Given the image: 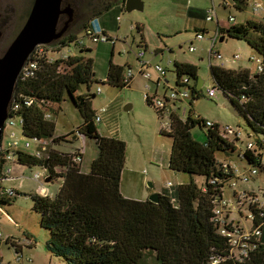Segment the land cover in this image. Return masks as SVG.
<instances>
[{
    "label": "trees",
    "instance_id": "16d2710c",
    "mask_svg": "<svg viewBox=\"0 0 264 264\" xmlns=\"http://www.w3.org/2000/svg\"><path fill=\"white\" fill-rule=\"evenodd\" d=\"M63 2L74 9L78 7L72 0ZM113 2H107L103 9L86 16L87 21L109 10ZM83 14L87 13L84 11ZM83 25L88 27V22ZM219 29L222 34L246 41L256 50L259 56H252V60L261 59L262 69H257V72L248 68L233 70L211 65L215 86L229 96L256 136L250 134L252 138L241 153L237 144L239 137L225 138L218 122L212 121L210 125L207 123L209 120L202 117L192 114L183 117L170 110L168 134L173 138V145L169 167L202 175L205 182L199 185L191 180L165 188L160 192L158 202L149 198H127L121 192L127 144L122 138L105 136L98 130V114L93 107L96 93L90 91L92 84L98 81L94 58L87 55L91 48L83 45L81 52L62 58L63 48L71 47L72 43L79 46L78 32L72 31L37 53L35 74L26 79L20 77L16 84L14 98L20 108L15 114L24 119L22 135L26 141L52 138L53 142L40 157L34 154L39 147H33L32 142L29 148H17L16 156L12 157L19 164L46 167L50 182L62 179L56 195H31L34 209L41 214V226L49 231L46 249L51 255L62 258L67 264H211L214 256L221 257L222 264H264V217L259 218V213L255 212L258 217L253 227L260 226L262 233L256 240V247L243 260L227 258L232 248L230 237L221 233L214 220L217 200L224 195L234 176V173L225 171L224 163L237 166L231 160H219L217 155L221 153L231 157L239 151L252 167L264 169V21L249 19L245 23H233L228 28L220 26ZM174 64L175 85L190 89L192 103L201 96L199 67L189 61L175 60ZM124 70V65L111 60L105 81L121 88L130 85L133 76L126 81ZM168 71L165 80L170 82ZM184 77H188L190 83L184 85ZM82 85L88 86L87 93L79 92ZM146 93L147 102L153 105L150 93ZM66 95L72 98L83 118L77 127L80 134L93 138L98 147L89 171L83 168L81 149L64 152L56 148L57 143L66 141V135L54 134L56 125L52 116ZM25 98L32 99V103L25 104ZM156 110L160 116L166 112V108ZM196 126L203 130V139L195 138L193 129ZM249 143L255 147L248 148ZM6 151H0V205L12 203L19 194L17 188L7 192L1 183L6 177V168L11 166V162L6 163L7 157L1 159L3 154L6 156ZM78 153L83 156L80 163L74 161ZM56 166H60L62 171L55 172ZM254 191L251 193L257 194ZM6 242L15 241L7 238ZM34 242L35 239L32 244ZM20 248L21 245H16L15 249ZM0 264H11L4 261L1 250Z\"/></svg>",
    "mask_w": 264,
    "mask_h": 264
},
{
    "label": "rangeland",
    "instance_id": "374dc122",
    "mask_svg": "<svg viewBox=\"0 0 264 264\" xmlns=\"http://www.w3.org/2000/svg\"><path fill=\"white\" fill-rule=\"evenodd\" d=\"M72 1L78 6L75 7L73 17V21L74 19L77 20L68 27L65 34L77 31V34L85 38L88 48H91L87 55L94 58L95 74L98 81L92 84L90 91L96 93L93 99V107L100 115V119L97 121L98 130L102 135L122 138L127 144L126 164L121 182L124 193L146 199L152 193L157 192L156 189L167 186L170 182L178 184L181 181L195 180L199 185L205 182V177L202 175L179 172L168 166L173 138L168 134L167 128L164 127L168 119L163 116L160 117L156 108L146 100L147 82L152 85L149 89L151 93L155 90V84L147 81L139 74L141 60L137 54L140 50L145 51V59H151L153 66L159 63L169 69L168 78L171 82L175 81V60L196 64L199 67V76L205 80L201 87V96L195 98L192 103L190 102L191 98L177 100L178 104L171 103L170 110L173 109L183 117L192 114L196 117L218 122L222 126L231 127L233 131L240 129L243 135H241L242 143L238 140L237 144L240 146V151L246 150L248 140L252 138L250 134L256 136L254 129L249 125L246 118L239 114L229 96L223 91L218 90L215 98H209L206 94L208 87L215 85L209 49L212 47V39L216 35L217 16L221 22H226L227 25L245 23L249 19L264 21V0H243L242 8L234 5L235 0H186L179 5L166 2V0H144L143 10L135 9L129 12L125 8L123 9L121 5L116 4L111 9L104 10L102 14L94 17L90 24L86 16L103 9L107 2L113 0ZM224 1L229 2L228 8L224 10L221 5L222 7L219 9L217 6ZM33 3L34 0H0L3 19L5 17L7 19L5 32L0 41L2 54L23 28ZM159 3L162 5H158ZM185 4L193 6L198 4V6L205 8H212L215 4L218 13L213 20L190 19L191 16L188 14ZM84 11L87 13L86 15L83 14ZM119 16L120 18H118ZM68 17L67 14H63L59 28H62ZM228 18L234 22L229 21ZM84 22H88V27L96 32L102 33L106 30L108 33L105 32L116 41L92 42L90 37L85 35ZM197 23L200 26H205L208 29V34H205V39L195 41L196 51H190V39L194 37V25ZM163 46L164 53L156 55V49ZM81 48L76 43H72L71 47L63 48L61 53L70 50V54H77L81 52ZM218 51L221 56H213L212 64L233 70L248 68L252 72H257V64L260 62L257 59L252 60L251 57H258L259 54L246 41L229 37H226L225 40L218 38L213 47V53L216 54ZM111 60L124 65V72L127 71L128 64L131 65L134 77L130 85L121 88L105 81ZM99 88L101 89L100 92ZM88 91V86L82 85L79 92L87 93ZM159 92L160 94H158L163 96V89H160ZM128 104H132L130 109L125 108ZM58 106L57 113L53 112L52 116L56 125L54 134L57 136L67 134L65 136L67 139L57 143L56 148L64 152H72L74 149L82 148L85 153L83 168L85 171H89L91 163L98 153L95 140L78 133L73 134L77 135V138H73L71 135L83 122V118L69 95H66L65 100ZM102 108L105 110H101ZM193 134L195 138L203 139L205 137L200 126L193 129ZM19 136L23 146L26 138L22 136V133H19ZM253 140L255 141L254 138ZM31 142L33 147L37 145L36 141ZM2 147L3 151H8L6 139H4ZM239 153L236 151L231 157H225L221 153L217 156L221 161L231 160L242 168L241 166H247V163L243 154L241 156ZM262 162L264 164V158ZM13 165L14 163L11 164L13 173L8 177H14V170L16 169L17 174L25 173V177L21 178L25 180V183L18 186L21 180L14 182V185L19 188V194L12 203L0 205V229L4 233L5 239L0 250L4 261L13 264L16 245H21L23 264H67L62 258L53 256L47 251L46 241L49 238V231L41 226V214L33 206L31 195L38 192L37 188L43 182L34 180L32 176L34 172L43 174L42 167H30L23 164L19 165V163ZM254 178L255 180L251 179L249 184H243L241 188L255 189L261 197V202H264V169H259L258 175ZM61 182L62 179L59 178L55 182L44 183L46 187H50L51 195H54L55 189L57 187L59 189ZM8 184L12 185L11 183ZM250 185L254 187L251 188ZM228 186L227 184L224 192L227 199L230 197ZM6 191L8 192V190ZM244 209L242 220L235 222L250 227L252 221L250 218L248 220L245 218L248 216V210L246 206ZM232 216L234 218L240 217L235 214ZM29 233L35 239L34 245H29L31 241L26 240ZM7 238L15 239V244L13 242L7 243Z\"/></svg>",
    "mask_w": 264,
    "mask_h": 264
},
{
    "label": "built area",
    "instance_id": "2783aa9c",
    "mask_svg": "<svg viewBox=\"0 0 264 264\" xmlns=\"http://www.w3.org/2000/svg\"><path fill=\"white\" fill-rule=\"evenodd\" d=\"M216 15L214 7H210L207 10L206 17L208 20H213ZM231 19V18H230ZM87 36L90 37L92 42H107L109 40H114L111 38L109 35L106 33L102 32H96L91 29L87 30ZM198 38H202L203 34L198 33L197 34ZM77 43L79 45H85V40L83 38H80L77 40ZM42 47H38L31 55L30 59L28 60L27 64L23 68V77H29L32 76L35 73V70L38 68V61H37V53L42 51ZM195 47L193 45H190V50L193 51ZM219 56H221L220 53H216ZM137 56L142 59V68L140 69L142 75L151 80L153 78L150 68H152L153 71L157 73V75L160 78H165L167 75V69L161 65V64H156L152 65L150 62L145 61L143 59L144 52L139 51ZM64 58L68 57V54L63 55ZM239 57V56H236ZM260 62L257 64L258 70L262 69L261 66V59H258ZM133 76V69L129 68L127 75H126V81H129L131 77ZM182 83L185 85L186 83H190V80L188 77H184L182 79ZM218 89L215 85L209 86L206 94L208 97H216L217 96ZM148 95V93H146ZM152 97V102L155 108L160 109V108H166V112L162 115L163 117H166L168 120L165 122L164 127L167 128V130L170 129V121L168 118V114L170 113V108L169 104L170 102L167 101L166 98L158 97L157 95L149 94ZM191 96V91L186 87H178L175 89L171 90L170 95L168 96L169 101H174V100H179L182 98H190ZM24 103L27 105H30L32 103V99L30 98H25ZM169 106H168V105ZM20 108L19 102L18 101H13L12 106L10 108V116L7 119L6 122V131H7V138H6V144H7V149L6 151V156L4 154L2 155L3 159L4 157L6 158V163L11 162L10 164L15 162V158L12 156H16V150L19 147H25L29 148L31 146V141L27 140L25 144L22 146L20 143V136L19 133L22 132V125L24 123L23 117L20 115H16L15 113L18 111ZM160 116V117H162ZM208 124L212 125V121H207ZM222 134L225 138L231 139L233 137H239L240 133L238 131H233L231 127L229 126H222ZM38 144L39 149L35 151V155L40 157L43 154H45V151L47 150L49 144L53 142V139H47V138H38L35 140ZM254 145L252 143L248 144V148L253 147ZM3 148V147H2ZM81 149V148H79ZM82 150V149H81ZM3 152V149H2ZM4 153V152H3ZM83 160V156L78 153L74 156V161L77 163H80ZM252 165V164H251ZM224 168L225 171L228 173H234L233 179L231 180L230 186L233 187V195L235 199H227L224 195L220 197L217 200V205L215 207V216L214 220L216 223L219 224L221 233L225 236H229L231 243H232V248L228 252V257H236L239 260H243L245 256L249 254V251L254 249L256 247V240H258L260 234L262 233V229L260 226L253 227L255 225V219L258 217L257 213H259V218L264 217V202L262 203L258 194H252L251 192L254 190H250L247 188H241L242 183H248L251 179L252 176L258 174L259 169L249 166L245 168L244 170L241 169L238 166H231L228 163H224ZM55 172H61L62 168L60 166H56L54 168ZM44 173L41 174L39 172L35 173V178L36 179H42L44 180L46 177L50 175L48 172L47 168L44 169ZM13 172L12 167H8L5 170L6 177L8 175H11ZM214 181V180H212ZM43 182V181H42ZM241 184V185H240ZM8 192L11 191V188L6 189ZM257 193L256 191H254ZM12 193V192H11ZM39 193L42 195H47L50 194L49 190L47 187H45V183H41V186L39 188ZM247 207L248 210V216L247 219L250 218L252 221V225L250 227L242 226L238 222H235L236 220H239V218H234L231 213L236 211L240 215H244L245 209L244 207ZM257 211V213H255ZM258 218V219H259ZM229 225V226H228ZM4 241L3 238V232L0 230V244ZM23 254L20 253V250L16 249L15 252V261L13 264H23L22 262ZM221 257L219 256H214L212 258L211 264H222L221 263Z\"/></svg>",
    "mask_w": 264,
    "mask_h": 264
},
{
    "label": "water",
    "instance_id": "95a60500",
    "mask_svg": "<svg viewBox=\"0 0 264 264\" xmlns=\"http://www.w3.org/2000/svg\"><path fill=\"white\" fill-rule=\"evenodd\" d=\"M135 9L143 10V1L126 0V10L131 12ZM74 10L70 4L63 5V0H34L23 28L6 52L0 56V147L3 127L9 116L8 109L24 64L37 45L50 43L64 35L73 21ZM63 14H67L69 17L62 28H59L60 18ZM203 84L204 80L201 78L198 87L201 88ZM131 106L132 104H128L125 108L130 109ZM159 196V192H154L149 199L158 202Z\"/></svg>",
    "mask_w": 264,
    "mask_h": 264
},
{
    "label": "crops",
    "instance_id": "0c3cea01",
    "mask_svg": "<svg viewBox=\"0 0 264 264\" xmlns=\"http://www.w3.org/2000/svg\"><path fill=\"white\" fill-rule=\"evenodd\" d=\"M115 1V3H114V5L112 6V7H114L116 4H118V5H121L122 6V8L124 9H126V0H114ZM143 1V4H144V0H142ZM167 1H169L170 3H174V4H177V5H179L180 3H183V2H185L186 0H166V2ZM214 3V2H213ZM158 5H162L161 3H159ZM186 6H187V12H188V14L191 16V18L190 19H197V18H205V19H207V17H206V13H207V10H208V8H205L204 6H202V7H200V6H198V4H196L197 6H193V5H187V4H185ZM224 7L223 9L224 10H226L227 8H228V5H229V2H227V1H224L223 3H221V4H219L217 7L220 9L222 6ZM234 5L235 6H240L241 8L243 7L242 5V2L240 1V0H235V3H234ZM111 7V8H112ZM213 7H214V9H215V12H216V15L215 16H217V8L215 7V4H213ZM110 8V9H111ZM162 12H164V11H162ZM235 17V16H234ZM118 18H120V16L118 17ZM214 19H215V17H214ZM208 20V19H207ZM228 20H229V18H228ZM192 21V20H191ZM216 21H217V28L215 29V31H216V35H215V37L212 39V47H210V49H209V51H210V55H209V59H210V63H211V65H212V62H211V60H212V58H213V56H216V57H218L219 55L218 54H214L213 53V47H214V45H215V43H216V40L218 39V38H220V40H225L226 39V37H229L228 35H226V33H224V34H222L221 33V31H220V29H219V27L220 26H222V27H224V28H228L230 25H227L226 24V22H221L220 21V18H219V16H217V18H216ZM226 21V20H225ZM229 21H231V22H234V21H232L231 19L229 20ZM236 21V20H235ZM220 22V23H219ZM89 24H90V22H89ZM194 28H195V34L193 35L194 37H192L191 39H190V43H191V45H193L194 47H195V49L193 50V51H196L197 50V46L195 45V41L196 40H203V39H205V34H208V29L205 27V26H200L198 23H197V25H194ZM106 31V30H105ZM107 32V31H106ZM227 32V31H226ZM108 33V32H107ZM198 33H202L203 34V37L202 38H198V36H197V34ZM225 36V37H224ZM222 38V39H221ZM229 38H231V37H229ZM143 39H144V41H146V39L143 37ZM143 42V41H142ZM142 44V43H141ZM87 46V45H86ZM142 46V45H141ZM147 46V45H146ZM162 46V45H161ZM88 47V46H87ZM189 49H190V46H189ZM164 46L162 47V48H157L156 49V55L157 54H162V53H164ZM140 51H143L144 52V56H143V59L145 60V61H148V62H150L152 65H153V61L151 60V59H145V55H146V53H145V51L144 50H140ZM191 51V50H190ZM216 53H220L219 51L218 52H216ZM218 55V56H217ZM140 59V58H139ZM257 60H258V58H256ZM140 60H142V59H140ZM156 64H159V63H156ZM155 64V65H156ZM129 65V67H131V65L130 64H128ZM214 65V64H213ZM128 67V68H129ZM128 68H127V71L124 73V75L126 76V74H127V72H128ZM141 68H142V63H141ZM140 68V69H141ZM150 70H151V72H153V74H152V76H153V78L151 79V80H149V79H147V78H145L143 75H142V73H141V71L139 72V74H141L145 79H147V81H151V82H153L155 85H154V87H155V90L153 91V93H151L150 91H149V89H151V87H152V85H150L148 82H147V84H146V91L147 92H149L150 94H153V95H157L158 97H162V98H168V96L170 95V93H171V90L172 89H175V88H178L176 85H175V82L173 83V82H168L167 80H165V78L163 79V78H160L158 75H157V73L155 72V71H153L152 70V68H150ZM134 77V76H133ZM202 78V77H201ZM201 78L199 79V81L201 82ZM133 79V78H132ZM203 80V79H202ZM204 82H205V80H204ZM210 86H213V85H210ZM160 89H163V96H161V95H159L160 94V92H159V90ZM159 93V94H158ZM209 98H211V97H209ZM213 98H215V97H213ZM179 100H181V99H179ZM169 101V100H168ZM170 102V104L171 103H174V101H169ZM175 104V103H174ZM178 104V103H177ZM176 105V104H175ZM178 106V105H177ZM132 107V106H131ZM179 108V107H178ZM177 109V108H176ZM101 110H105V108H102ZM236 131H238L239 133H240V136H239V142L240 143H242L241 142V138H242V133H241V130L240 129H237ZM74 132V131H73ZM71 134V133H70ZM65 135H67V134H65ZM69 135V134H68ZM71 135H73V134H71ZM242 135V136H241ZM73 138H77V136L76 135H73ZM97 146V145H96ZM238 147H240V146H238ZM82 149V148H81ZM241 153H242V151H240ZM241 155V154H240ZM83 156H84V159H85V153H84V151H83ZM169 160H170V158H169ZM84 161V160H83ZM245 162L247 163V161L245 160ZM16 163L17 162H14V165H16ZM13 165V166H14ZM17 165H18V163H17ZM19 165H21V164H19ZM168 166H169V162H168ZM238 167H239V165H237ZM249 166H251V164H248L247 163V166H241L242 168L241 169H245V168H247V167H249ZM13 173V172H12ZM12 175V174H11ZM35 173L33 174V176H32V178L34 179V180H36V181H41V179H36L35 178ZM258 174H256V175H254V176H252V180H255V176H257ZM24 178L25 177V173L24 172H22L21 174H17L16 173V169L14 170V177H5L3 180H2V185H3V187H5L6 189H8V188H17V189H19L17 186H15L14 185V182H19L20 180H21V182H19L18 183V186L19 185H21L22 183L24 184L25 182V180H23V179H21V178ZM50 182V180L49 181H45V183H49ZM121 182H122V180H121ZM251 181H249L248 183H242V185L243 184H245V185H247V184H249ZM8 183H11L12 185H10V184H8ZM179 183H183V181H181V182H179ZM178 183V184H179ZM173 185H176V184H172V182H170V183H168V185L167 186H164V187H161V188H158V189H156L157 190V192H162L165 188H170L171 186H173ZM242 185H241V187H242ZM253 185V184H252ZM41 186V185H40ZM40 186L37 188V191L39 192V188H40ZM45 187H46V185H45ZM49 187V186H48ZM47 187V188H48ZM229 187V193H230V197H229V199L231 198V199H235V197H234V195H233V187L232 186H228ZM250 187L251 188H253L254 186H251L250 185ZM249 189V188H248ZM48 190H49V192L51 193V190H50V187L48 188ZM250 190H252V189H250ZM255 190V189H254ZM256 191V190H255ZM37 192V193H38ZM57 192H58V187L55 189V193H54V195H56L57 194ZM121 192H122V194L125 196V197H127V198H133V199H139V200H145V198H136V197H134V196H131V195H129V194H126V193H124L123 192V190H122V187H121ZM257 192V191H256ZM153 194V193H152ZM257 194H258V192H257ZM54 195H51V196H54ZM258 196H259V194H258ZM259 198H260V200H261V197L259 196ZM146 199H148V198H146ZM263 203V202H262ZM233 214H235V215H239L240 217H239V220L243 217L242 215H240L238 212H237V210L236 211H234V212H232L231 213V215H233ZM245 218H247V217H245ZM242 220V219H241ZM248 220V219H247ZM247 225V224H246ZM29 235L31 236V233H29ZM263 235H264V233H263ZM13 240H15V239H13ZM26 240L27 241H31V245H34V243L32 244V242H33V238H31V239H29V238H27L26 237ZM15 243V242H14ZM30 245V244H29ZM12 246H13V244H12ZM20 251H23V248L21 247L20 248ZM15 252H16V249H15ZM23 253V252H22Z\"/></svg>",
    "mask_w": 264,
    "mask_h": 264
},
{
    "label": "clouds",
    "instance_id": "9594fccd",
    "mask_svg": "<svg viewBox=\"0 0 264 264\" xmlns=\"http://www.w3.org/2000/svg\"><path fill=\"white\" fill-rule=\"evenodd\" d=\"M63 5H65L64 4V2H63ZM69 5V4H68ZM72 6V5H71ZM32 9V8H31ZM31 11V10H30ZM62 17V16H61ZM61 19V18H60ZM73 22V21H72ZM71 22V23H72ZM71 25V24H70ZM70 27V26H69ZM85 30V35H87V30L88 29H90L89 27H86V28H84ZM92 30V29H91ZM94 31V30H93ZM102 32H104V33H106L105 31H102ZM107 34V33H106ZM64 35H65V33H64ZM63 35V36H64ZM107 35H109V34H107ZM62 36V37H63ZM110 36V35H109ZM111 37V36H110ZM80 38H83L84 40H85V38L83 37V36H80L79 34H78V37H77V40L78 39H80ZM112 38V37H111ZM114 39V38H113ZM57 40V39H56ZM54 41V40H53ZM52 41V42H53ZM116 41V40H115ZM114 41V42H115ZM52 42H50V43H45V44H39V45H37L36 47H35V49L31 52V54L29 55V57H28V59H27V61H26V63L24 64V66L27 64V62H28V60L30 59V57H31V55H32V53L38 48V47H44V46H48V45H50ZM96 43H99V42H96ZM80 47H81V45H79ZM83 46V45H82ZM84 46H86V41H85V45ZM87 47V46H86ZM70 52V50L69 51H67V52H65V53H63L61 56H63L64 54H70L69 53ZM62 58H64V57H62ZM139 58V57H138ZM64 59H66V58H64ZM24 66H23V68H24ZM23 68H22V70H21V72H20V74H19V77H18V80L20 79V77H21V79H26V78H28V77H23ZM129 68H132V67H129ZM129 68H128V70H129ZM35 72H36V70H35ZM35 74V73H34ZM33 74V75H34ZM127 75V74H126ZM30 77V76H29ZM18 82V81H17ZM200 84V83H199ZM101 91V89L99 88V92ZM97 114H98V121H99V119H100V115H99V113L97 112ZM47 117H51L50 116V114H47ZM6 122H7V120L5 121V124H4V127H3V133H2V144H3V142H4V139H6V134H7V131H6ZM20 133H22V132H20ZM76 133H78V134H80V132H79V130L76 128L75 130H74V132H72V134H76ZM82 135V134H81ZM23 136V135H22ZM77 136V135H76ZM52 139V138H51ZM67 139V138H66ZM36 146H38V144L36 145ZM19 148H21V147H19ZM2 150V145H1V149H0V151ZM62 151V150H61ZM42 167V166H41ZM46 167H42V170L44 171V169H45ZM45 172V171H44ZM34 173H36V172H34ZM48 177H46L44 180L42 179V181L43 182H45L46 181V179H47ZM50 179V178H49ZM39 193V192H38ZM50 195H51V193H50Z\"/></svg>",
    "mask_w": 264,
    "mask_h": 264
},
{
    "label": "flooded vegetation",
    "instance_id": "af4514ba",
    "mask_svg": "<svg viewBox=\"0 0 264 264\" xmlns=\"http://www.w3.org/2000/svg\"><path fill=\"white\" fill-rule=\"evenodd\" d=\"M63 16V15H62ZM6 22H7V19H6V17L3 19V14H2V11H1V6H0V41H1V39H2V37H3V35H4V32H5V25H6ZM58 40V39H57ZM8 49V48H7ZM6 49V50H7ZM6 50L5 51H3L4 53L6 52ZM3 53V54H4ZM2 54V52H0V56L1 55H3ZM14 93H15V90H14ZM13 101H16V98H14V94H13V99H12V101H11V103H10V106H9V109H8V115L10 116V108H11V106H12V103H13ZM9 116H8V118H9ZM7 118V119H8ZM6 119V120H7Z\"/></svg>",
    "mask_w": 264,
    "mask_h": 264
}]
</instances>
